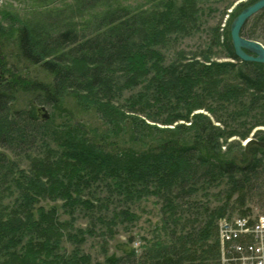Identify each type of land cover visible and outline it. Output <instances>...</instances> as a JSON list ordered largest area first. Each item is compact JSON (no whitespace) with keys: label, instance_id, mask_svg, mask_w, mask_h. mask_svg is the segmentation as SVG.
Listing matches in <instances>:
<instances>
[{"label":"trees","instance_id":"obj_1","mask_svg":"<svg viewBox=\"0 0 264 264\" xmlns=\"http://www.w3.org/2000/svg\"><path fill=\"white\" fill-rule=\"evenodd\" d=\"M77 1L83 8L100 3ZM145 1L151 5L115 1L99 15L54 32L12 15L0 19V60L1 54L15 57L10 68L0 66V146L5 149L0 151V264H35L38 256L50 257L55 247L75 243L79 231L73 236L68 232L64 240L62 226L51 218L42 219L44 207L36 208L41 199L72 200L74 206L94 209L110 202L115 191L127 204L156 196L163 212L176 216L179 202L213 180L226 179L234 188L230 196L237 194L244 203L247 191L264 172V143H239L238 150L228 143L233 136L246 138L250 127L264 126V65L235 55L227 25L214 27L210 49L197 53L205 61L186 57L183 50L168 60H155L149 49L158 37L177 40L182 31L188 34L194 28L198 0ZM254 1L239 4L233 19ZM263 28L264 9L245 23L241 34L263 41ZM214 47L231 60H211ZM146 71L152 77L119 112L129 113L125 117L129 120L115 119L119 118L115 97L137 86ZM151 90L157 96L154 101L172 111L153 117L166 124L183 119L190 125L153 129L140 118L138 114H146L144 109L150 106ZM46 106L53 113L43 118L40 111ZM200 108L219 125L207 114L191 116ZM89 110L106 116L114 126L99 133L93 130L82 116ZM140 127L153 130L135 134ZM41 147L47 154H38ZM24 160L31 162L29 169L22 167ZM96 186L103 192L98 193ZM7 199L12 204H6ZM249 212L248 208L241 216L253 215ZM225 214L216 225V216H210L204 224L189 227L180 225L183 217L176 216L170 243H157L142 255L133 250L126 257L112 255L92 263L89 256L73 250L71 255L58 256L55 264L59 260L64 264H219L218 225ZM192 221L198 223L197 216ZM33 228L38 232L30 231Z\"/></svg>","mask_w":264,"mask_h":264},{"label":"rangeland","instance_id":"obj_2","mask_svg":"<svg viewBox=\"0 0 264 264\" xmlns=\"http://www.w3.org/2000/svg\"><path fill=\"white\" fill-rule=\"evenodd\" d=\"M115 1L118 0H100V3L97 6L83 8L79 6L77 0H0V19L6 20V17L12 15L20 22H22V20H28L29 24L35 22L38 26H42L44 29L54 32L61 29L63 30L72 25H78L79 22L86 20L88 17L99 15V13L103 12L109 5L115 6ZM247 1L248 0H198L197 7L199 10L195 9L194 11L196 16L192 17V24H195V26L191 32L188 34H182V31L177 40H174L173 37H171L172 40H169V37H158L154 46L149 49L151 51L150 53L154 55L155 60H160L159 57L164 59L173 58L176 53L183 50L186 57L194 56L198 57L200 61H205L204 58L197 53H199V51L210 49L208 45L212 42V35L214 33L212 29L216 26H221L223 28L227 25L225 28L230 30L233 21L232 14L237 12L236 9L239 4L246 3ZM119 2L124 5H132L134 7L142 6L143 8L151 5L150 2L145 0H119ZM261 31L264 37V28ZM260 42L264 44V38L263 41ZM212 50L214 54L211 56V60L219 62L231 60L221 54L220 48L214 47ZM204 54L210 55V53ZM6 55L8 54H1L0 66L10 68L13 66L15 57L13 58L10 55L6 57ZM146 73L147 71L143 72V75H145L143 80H141L137 86L134 85L131 91L125 89L120 95L115 97V100L117 101V103L115 102V107L118 109V112L115 115L119 117L115 119L119 121L122 120V122H127L129 120L125 118L129 113L124 114L123 116L120 115L123 113V105L127 103L128 99L132 102L131 95L139 94V88L146 86L152 77V75ZM34 75H37V72H34ZM156 97L155 94H152L151 90L149 94H147L150 106L144 109L146 114H143L142 112H140L141 115L138 114L140 118L150 123L152 128L155 127V125H158L161 128H174L175 125L180 123L190 125L189 121L183 119L176 120L171 124H166L161 122V120H158L159 118L153 117V115L155 116L157 113L164 115L165 117L172 112H168V109L166 108L167 106H164L161 101H154ZM182 112L183 111H180L179 113ZM52 113L53 109H50L47 106L40 111L43 118L50 117ZM197 114H207L215 124L219 125V122L205 108L194 110L191 116ZM82 116L85 121L93 127V130H98V133L104 128H108L111 125L114 126L106 116H100L99 112L97 114L93 110L84 111ZM153 119H157V121ZM230 120L231 119H228L227 121L230 122ZM233 121L239 124L241 120ZM153 129L140 127V132L134 130V133L140 134L145 130L144 133L148 135L147 130L151 131ZM250 130L251 132L246 138L240 139L238 136H233L228 139V143H233V149L235 150H238L239 143L242 145L253 141L256 143H264L261 141V138H264V134H259L257 138L253 137L254 133L260 130L264 131V126L259 125L254 128L250 127ZM150 146L153 147V149H157L154 145ZM226 146L227 145L223 146V150H225ZM0 151H5V149L0 146ZM40 151L42 153L47 152L44 147L39 148L38 154ZM6 152L10 156H13L11 152ZM30 166V161L24 160L22 162L23 168L29 169ZM259 174L260 176L255 182L254 187L247 191L246 201L244 203H241L237 199V194L230 196V191H233L234 188L228 184L226 179L217 181L213 180L199 186L193 196L182 200L177 205L178 210L176 216L183 217L181 220L179 219L180 225L183 223L188 227L193 225L200 226L207 222L210 216H216V218L213 217L214 225H216L223 212L229 217H235L242 215L241 212L248 208L250 209L249 213H252L254 216L264 214L263 170L260 171ZM96 187L98 188V193L103 192L101 186ZM104 190H106V187ZM109 201L110 202L104 204L102 207L89 209V207H82L77 204L74 206L72 200L62 199L57 202L50 201V203L41 199L40 202L36 204V208L44 207L45 217L42 219L45 222H50L51 218L54 223H56L57 227L62 226V233H64L62 239L65 240L68 232L69 234L71 233L72 236L75 235L77 231H79V233H77L73 239L76 244L69 242L66 243V247H55L50 257L43 256L41 258V256H38L35 264H55V260L58 256L71 255V251L73 250L89 256L92 263L95 261L104 262L112 255H124V257H126L128 253L133 250L136 251L138 255H142L152 250L154 248L153 246L157 243H170V233H172L170 230L173 231V222L176 216L171 215L168 211L167 213L163 212V206L158 197H141L134 201V203L127 204L128 201L126 199L123 200L122 196L115 191L110 195ZM6 204L9 205L12 204V202L7 199ZM52 206L56 207L57 210L53 209ZM51 208L53 210H51ZM12 209L13 207L7 208L6 212H9ZM195 216L198 218V223L194 224L192 220ZM30 231L38 232L35 228ZM17 249L23 248L18 247ZM46 252L47 251L44 253ZM3 264H6L5 261ZM58 264L64 263L59 260Z\"/></svg>","mask_w":264,"mask_h":264},{"label":"built area","instance_id":"obj_3","mask_svg":"<svg viewBox=\"0 0 264 264\" xmlns=\"http://www.w3.org/2000/svg\"><path fill=\"white\" fill-rule=\"evenodd\" d=\"M219 264H264V214L219 220Z\"/></svg>","mask_w":264,"mask_h":264},{"label":"water","instance_id":"obj_4","mask_svg":"<svg viewBox=\"0 0 264 264\" xmlns=\"http://www.w3.org/2000/svg\"><path fill=\"white\" fill-rule=\"evenodd\" d=\"M263 9L264 0H256L241 10L231 23L230 35L234 52L242 61L264 65V44L258 40L246 38L241 34L245 23Z\"/></svg>","mask_w":264,"mask_h":264}]
</instances>
